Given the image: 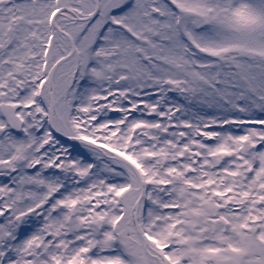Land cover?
I'll list each match as a JSON object with an SVG mask.
<instances>
[{
  "label": "snow or ice",
  "instance_id": "6c2138e0",
  "mask_svg": "<svg viewBox=\"0 0 264 264\" xmlns=\"http://www.w3.org/2000/svg\"><path fill=\"white\" fill-rule=\"evenodd\" d=\"M0 264H264V0H0Z\"/></svg>",
  "mask_w": 264,
  "mask_h": 264
}]
</instances>
